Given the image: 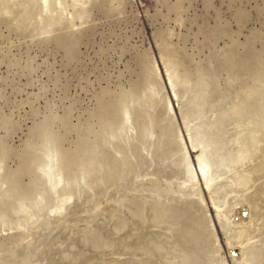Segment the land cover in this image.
I'll list each match as a JSON object with an SVG mask.
<instances>
[{"label":"rangeland","instance_id":"obj_1","mask_svg":"<svg viewBox=\"0 0 264 264\" xmlns=\"http://www.w3.org/2000/svg\"><path fill=\"white\" fill-rule=\"evenodd\" d=\"M4 1L0 264H237L202 181L185 192V158L197 176L202 147L212 173L264 161V0Z\"/></svg>","mask_w":264,"mask_h":264},{"label":"bare ground","instance_id":"obj_2","mask_svg":"<svg viewBox=\"0 0 264 264\" xmlns=\"http://www.w3.org/2000/svg\"><path fill=\"white\" fill-rule=\"evenodd\" d=\"M6 1V0H5ZM4 1V2H5ZM60 1V0H59ZM45 8H46V6H45ZM47 9H49L48 7H47ZM47 11V10H46ZM47 13V12H46ZM47 15V14H46ZM49 17V16H48ZM157 68V67H156ZM158 72V71H157ZM171 79V78H170ZM112 107V106H111ZM111 110V109H110ZM109 112V111H108ZM127 112V111H126ZM255 117V116H254ZM125 120V119H124ZM170 123H172V121H170ZM170 123L169 124H167V125H170ZM166 125V126H167ZM254 125V124H253ZM187 126V125H186ZM170 127H171V125H170ZM167 128V127H166ZM188 129H190V128H188L187 127V130L186 131H188ZM204 129V128H203ZM167 130V129H166ZM191 131V130H190ZM190 131H188V134H189V132ZM193 131V130H192ZM192 131L190 132V134L192 133ZM250 131V130H249ZM256 131V130H255ZM167 132V131H166ZM194 132H195V130H194ZM253 132V131H252ZM198 133V132H197ZM204 133V132H203ZM165 135V134H164ZM193 135V134H192ZM198 135V134H197ZM255 135V134H254ZM163 136V135H162ZM161 136V137H162ZM191 136V135H190ZM195 134H194V136H192L191 138H195ZM152 137V136H151ZM48 139V138H47ZM193 140V139H192ZM191 140V141H192ZM196 141V140H195ZM197 141H199V140H197ZM159 142V141H158ZM200 142V141H199ZM161 143V142H160ZM159 144V143H158ZM161 144H163V143H161ZM201 144V143H200ZM202 145V144H201ZM196 146H197V144H195V142H194V144L192 145V148L194 149V148H196ZM198 146L200 147V145L198 144ZM263 147V146H262ZM203 149L200 151V152H198V154L196 155V157H195V161L197 162V168H198V171L196 170V169H194V170H196L197 171V174H198V176L194 173V171H193V169H192V162H190V160H191V158L190 157H188L187 159L185 158V162H186V165H187V167H186V170H185V172H186V174H187V178L184 180V182L185 183H189L188 184V186H187V190H185V192H186V194L189 192H192V191H194L195 189H197L198 188V183L199 184H201V181H202V185L204 186V188H205V190H206V192L207 193H209V196H210V202H211V204L213 205V208H214V212H215V214L216 215H218V217H219V219H220V222H221V229L224 231V233L223 234H225V245H226V251L227 252H229V255H230V252L231 251H234L235 252V255L234 256H228V255H225L226 257H229L231 260H233V261H235V263L237 262V264H252L253 263V261H257L256 259H258L257 257H259L260 256V254L259 253H257V251L256 252H252L251 254L249 253V251H251V250H249L250 249V244H249V240H250V238H251V234L253 233V232H255L256 234H257V236H259V234L260 235H263V237H264V216L262 215V213H264L263 211H264V208H261V210H263V211H261L262 213H260L258 210H260V208H259V205L257 204L256 205V203H255V199H254V196H258L260 199H261V201H259V203H261L262 204V202L264 203V200H262V199H264V181L262 182V183H260L259 184V186H258V188H257V185H256V189H255V192H253V195H252V193H248V190H249V188H253V186L254 185H251V183L253 182V184H255V182L259 179V178H262V177H264V161H263V159L260 161L259 159L257 160V158H254L253 157V155H252V157L253 158H251V157H249V153H250V151H246V153H242V154H240V156L237 158L236 157V160H233L231 163H229V164H227L225 167L226 168H224L225 170H226V172H216V171H214V173H212L211 172V166H210V163L208 162V160H207V155L205 156V154H207V153H205L204 154V147H202ZM56 149V148H55ZM251 149H253V151H254V148H251ZM56 151V150H55ZM264 151V149H260L259 148V150H257L256 151V154L255 155H257V154H260V153H262ZM242 152H243V150H242ZM240 153V152H239ZM251 154H252V152H251ZM250 154V155H251ZM161 155H163L162 153L160 154V156ZM187 155H189V154H187ZM254 155V156H255ZM261 155V154H260ZM58 156V155H57ZM257 157H258V155H257ZM161 158H162V156H161ZM190 158V159H189ZM263 158H264V154H263ZM193 161V160H192ZM181 163V162H180ZM233 163V164H232ZM1 164V163H0ZM32 164V163H31ZM58 164V163H57ZM193 164H194V162H193ZM159 165V164H158ZM110 166V165H109ZM111 167V166H110ZM109 167V168H110ZM193 167H195V166H193ZM108 168V169H109ZM230 168V169H229ZM224 169H222L223 171H224ZM234 170L233 171V173L231 174V175H227L228 174V171H230V170ZM61 170V169H60ZM138 170V169H137ZM147 170V169H146ZM139 171V170H138ZM145 171V170H144ZM135 171H133V172H131V174L132 173H134ZM154 172H155V169H154ZM232 172V171H231ZM61 173H62V171H61ZM147 173V172H146ZM159 173V172H158ZM50 174V173H49ZM143 174H144V172H143ZM151 174V173H150ZM153 174V173H152ZM186 174L184 175V177L186 176ZM139 175V174H138ZM158 175V174H157ZM169 175V174H168ZM44 176H46V175H44ZM57 176V175H56ZM59 176V175H58ZM141 176V175H140ZM139 176V177H140ZM55 177V176H54ZM60 177V176H59ZM111 177V176H110ZM153 177H155V176H153ZM170 177V176H169ZM180 177H182L181 175H180ZM47 178V177H46ZM45 178V179H46ZM114 178V177H113ZM134 178V177H133ZM144 178V177H143ZM171 178V177H170ZM183 178V177H182ZM48 179V178H47ZM172 179V178H171ZM175 179H176V176H175ZM181 179V178H180ZM184 179V178H183ZM62 180V179H61ZM148 180H150V179H148ZM154 180V179H153ZM55 181V180H54ZM114 181V180H113ZM126 181V180H125ZM136 181V180H135ZM154 181H156V180H154ZM153 181V182H154ZM164 181V180H163ZM166 181V180H165ZM61 182V181H60ZM116 182V181H115ZM118 182V181H117ZM122 182V181H121ZM133 182V181H132ZM148 182H150V181H148ZM151 182H152V180H151ZM150 182V183H151ZM152 182V183H153ZM184 185H182L181 186V188H183V186H185V183L183 182V180L181 181ZM142 183V182H141ZM151 183V185H152V187H154L153 186V184ZM159 183V182H158ZM53 184V183H52ZM145 184V183H144ZM155 184H157V183H155ZM160 184V183H159ZM163 184V183H162ZM169 184V183H168ZM251 185V186H245V185ZM61 185V184H60ZM136 185H137V183H136ZM150 185V184H149ZM150 185V186H151ZM177 185H181V183L180 184H177ZM52 186V185H51ZM131 186V185H130ZM145 186V185H144ZM150 186H148L149 187V190H150V188H151V191H153L154 189L152 188V187H150ZM157 186V185H156ZM222 186H227L228 188H222ZM132 187H134V186H132ZM147 187V186H146ZM148 187L146 188L147 190H148ZM159 187H163V186H159ZM171 187V186H170ZM199 187H201V185L199 186ZM124 188V187H123ZM172 188V187H171ZM221 188H222V190H225V192H227V191H231V192H229V193H227L226 195H225V197L223 198V197H221ZM56 189V188H55ZM127 189V188H126ZM135 189V188H134ZM163 189H164V187H163ZM167 189H168V187H167ZM176 189H177V186H176ZM175 188H174V190H176ZM180 189V188H179ZM200 189L201 188H199V191H200ZM109 190V189H108ZM169 190H170V188H169ZM182 190V189H181ZM227 190V191H226ZM52 191V190H51ZM135 191H136V189H135ZM167 192H169L168 190H166ZM171 191H173V189L171 190ZM180 191V190H179ZM178 191V192H179ZM118 192V191H117ZM162 192V191H161ZM176 192V191H175ZM183 192V191H182ZM223 192V191H222ZM225 192H224V194H225ZM5 193V192H4ZM111 193H112V191H111ZM159 193V192H158ZM171 193H174V191L173 192H171ZM180 193V192H179ZM198 193V192H197ZM144 194V193H143ZM149 194V193H148ZM153 194V193H152ZM151 194V195H152ZM155 194V193H154ZM153 194V195H154ZM181 194H183V193H181ZM194 194V193H193ZM192 194V195H193ZM195 194H196V192H195ZM198 194H200V195H203V193H202V190L200 191V193H198ZM247 194V195H246ZM262 195V198L260 197V195ZM98 195V194H97ZM104 195V194H103ZM106 195V194H105ZM150 195V194H149ZM163 195V194H162ZM176 195H177V192H176ZM188 195V194H187ZM190 195H191V193H190ZM199 195V196H200ZM40 196H42V194L40 195ZM69 196V195H68ZM115 196V195H114ZM117 196H118V194H117ZM122 196H123V194H122ZM168 196V195H167ZM183 195H181L180 196V198L182 197ZM195 196H197V194L196 195H194V197ZM39 197V196H38ZM64 197H66V196H64ZM132 197V196H131ZM158 197V196H157ZM177 197V196H176ZM178 197H179V194H178ZM203 197V196H202ZM236 197L238 198V197H241V201H237V200H235L236 199ZM71 198V197H70ZM69 198V199H70ZM114 198V197H113ZM124 198V197H123ZM134 198V197H133ZM172 198V197H171ZM180 198H176L177 200H179ZM183 198V201H181V200H179V201H181L182 203L184 202V197H182ZM181 198V199H182ZM199 198H201V197H199ZM204 198V197H203ZM67 199V198H66ZM99 199H100V197H99ZM139 199H141V198H139ZM173 199H174V196H173ZM259 199V200H260ZM60 200V199H59ZM59 200H57L58 202H59ZM62 200H63V198H62ZM122 200H124V199H122ZM142 200V199H141ZM155 200H158L157 198L155 199ZM185 200L186 201H189L188 199H186L185 198ZM192 201H193V199H191ZM196 200H197V197H196ZM199 200V199H198ZM29 201V200H28ZM48 201V200H47ZM95 201V200H94ZM105 201H107L106 199H105ZM115 201V200H114ZM118 201V200H117ZM144 201V200H143ZM146 201V200H145ZM179 201H176V203H178ZM200 201H202L203 202V199H201ZM252 201H254V203H252ZM50 202H52V200L50 201ZM56 203V204H59V203ZM64 202H66V201H64ZM102 202H103V200H102ZM167 202V201H166ZM173 202V201H172ZM189 202H191V201H189ZM189 202H187L188 204H189ZM196 202V201H195ZM199 202V201H198ZM53 203V202H52ZM67 203V202H66ZM68 203H70V202H68ZM145 203V202H144ZM147 203V202H146ZM156 203V202H155ZM159 203V202H158ZM173 203H175V202H173ZM173 203H170L169 202V205L170 204H173ZM175 203V204H176ZM192 203H194V202H192ZM197 203V202H196ZM195 203V204H196ZM93 204V203H92ZM109 204V203H108ZM121 204V203H120ZM150 204H152L151 202H150ZM160 204V203H159ZM179 204H181V203H179ZM186 204V203H185ZM191 204V203H190ZM189 204V206H192V205H190ZM198 204V203H197ZM261 204H260V206H261ZM65 205V204H64ZM145 205V204H144ZM158 205V204H157ZM167 205V204H166ZM168 205V206H169ZM187 205V204H186ZM185 205V206H186ZM121 206V205H120ZM142 206V205H141ZM150 206V205H149ZM156 206V205H155ZM161 206H163L162 204H161ZM172 206V205H171ZM175 206V205H174ZM174 206H172V208L174 207ZM180 206V205H179ZM188 206V205H187ZM186 206V207H187ZM188 206V207H189ZM262 206H263V204H262ZM261 206V207H262ZM44 207V206H43ZM42 207V208H43ZM100 207H102V206H100ZM206 207V206H205ZM58 208V207H57ZM113 208V207H112ZM155 208V207H154ZM158 208V207H157ZM160 208H162V207H160ZM160 208H159V212H160ZM166 208V207H165ZM175 208V207H174ZM177 208H178V206H177ZM183 208V207H182ZM38 209V208H37ZM53 209H55V208H53ZM59 209V208H58ZM94 209V208H93ZM97 209V208H96ZM98 209H99V207H98ZM142 209V208H141ZM167 209V208H166ZM170 209V208H169ZM169 209H168V211H169ZM184 209H186L185 207L182 209L183 211H184ZM188 209V208H187ZM196 209V208H195ZM45 210V209H44ZM114 210V209H113ZM112 210V211H113ZM117 210V209H116ZM172 210V209H171ZM191 210V209H190ZM40 211V210H39ZM94 211V210H93ZM111 211V210H110ZM141 211V210H140ZM167 211V214L170 212H168ZM181 211V210H180ZM192 211V210H191ZM202 211V210H201ZM208 211V210H207ZM44 212V211H43ZM54 212V211H53ZM56 212V211H55ZM76 212V211H75ZM96 212V211H95ZM172 212V211H171ZM170 212V213H171ZM176 212V211H175ZM187 212V211H186ZM58 213H59V211H58ZM57 213V214H58ZM64 213V212H63ZM131 213V212H130ZM163 213H165L166 214V212L164 211ZM173 213V212H172ZM31 214H32V212H31ZM42 214V213H41ZM56 214V216H58ZM74 214V213H73ZM72 214V215H73ZM155 214V213H154ZM157 214V213H156ZM174 214V213H173ZM186 214V213H185ZM259 214H261V215H259ZM47 215V214H46ZM49 215V214H48ZM53 215V214H52ZM65 215V214H64ZM90 215V214H89ZM136 215V214H135ZM160 215V214H159ZM184 215V214H183ZM33 215H31V217H32ZM42 216H43V214H42ZM61 216V215H60ZM120 216H122V215H120ZM153 216V215H152ZM158 216V215H157ZM167 216V215H166ZM38 217V216H37ZM44 217V216H43ZM63 217V216H62ZM104 217V216H103ZM102 217V218H103ZM160 217H162V216H160ZM165 217V216H164ZM168 217V216H167ZM182 217V216H181ZM178 218V219H182V218ZM188 217V216H187ZM52 218H54V217H52ZM57 218V217H56ZM101 218V217H100ZM163 218V217H162ZM166 218V217H165ZM164 218V219H165ZM32 219V218H31ZM105 219V218H104ZM155 219H156V217H155ZM154 219V221H156ZM157 219H158V217H157ZM164 219H163V221H164ZM167 219V218H166ZM185 219H187V218H185ZM188 219H190L189 217H188ZM50 220H51V218H50ZM77 220V219H76ZM144 220V219H143ZM160 220H162V219H160ZM171 220V219H170ZM191 220H192V218H191ZM62 221V220H61ZM86 221H89V220H86ZM140 221V220H139ZM138 221V222H139ZM158 221L159 220H157V223H158ZM182 221H184V220H182ZM181 221V222H182ZM85 222V221H84ZM102 222V221H101ZM187 222V221H186ZM208 222V221H207ZM9 223V222H8ZM13 223V222H12ZM45 223L46 222H44V226H45ZM48 223V226H49V222H47ZM98 223V222H97ZM121 223H123L122 221H121ZM126 223V222H125ZM167 223V222H166ZM170 223V222H169ZM169 223H167V224H169ZM175 223V222H174ZM190 223V222H189ZM19 224V223H18ZM139 224H141V223H139ZM194 224V223H193ZM21 225V224H20ZM24 225V224H23ZM28 225V224H27ZM80 225V224H79ZM85 225V224H84ZM89 225V224H88ZM88 225H86V226H88ZM116 225V224H115ZM118 225H119V223H118ZM127 225V224H126ZM129 225V224H128ZM134 225V224H133ZM163 225V224H162ZM185 224H181V227L183 228V226H184ZM186 225H189V224H186ZM185 225V226H186ZM208 225V224H207ZM10 226H12V225H10ZM16 226V225H15ZM52 225H50V227H51ZM170 226V225H169ZM172 226V225H171ZM185 226H184V228H185ZM192 226V225H191ZM191 226H190V228H191ZM39 228H40V226H38ZM37 227V228H38ZM55 227H57V226H55ZM58 227H59V225H58ZM61 227V226H60ZM91 227V226H90ZM119 227V226H118ZM123 227V226H122ZM135 227H136V225H135ZM150 227H153V226H150L149 225V228ZM180 227V226H179ZM178 227V228H179ZM22 228H24V226L22 227ZM22 228H20V229H22ZM27 228V227H26ZM43 228V227H42ZM44 228H48L47 226H45ZM83 228V227H82ZM94 228V227H93ZM96 228V227H95ZM127 228V227H126ZM129 228V227H128ZM153 228H155V227H153ZM162 228V227H161ZM164 228V227H163ZM177 228V229H178ZM181 228V229H182ZM192 228H193V226H192ZM12 229V228H11ZM14 229V228H13ZM49 229V228H48ZM115 229V228H114ZM119 229V228H118ZM132 229V228H131ZM140 229V228H139ZM152 228H150V230H151ZM171 229V228H170ZM180 229V228H179ZM194 229V228H193ZM196 229V228H195ZM26 230V229H25ZM31 230V229H30ZM29 230V231H30ZM33 230H35V228L33 229ZM37 230V229H36ZM38 230H40V229H38ZM53 230H54V228H53ZM98 230V229H97ZM149 230V229H148ZM165 230V229H164ZM175 230H176V228H175ZM186 230V229H185ZM15 231H16V229H15ZM87 231V230H86ZM85 231V232H86ZM152 231V230H151ZM191 231V230H190ZM0 232H1V230H0ZM27 232V231H26ZM25 232V233H26ZM45 232V231H44ZM50 232V231H49ZM54 232V231H53ZM57 232V231H56ZM84 232V233H85ZM89 232V231H88ZM100 232V231H99ZM99 232H98V234L97 235H99ZM103 232V231H102ZM116 232V231H115ZM122 232V231H121ZM134 232V231H133ZM182 232V231H181ZM180 232V233H181ZM233 232V233H232ZM24 233V236H27V234H25ZM35 233V232H34ZM39 233V232H38ZM40 233H41V231H40ZM101 233V232H100ZM125 233V232H124ZM123 233V234H124ZM139 232L137 231V234H138ZM158 233H160V232H158ZM192 233V232H191ZM205 233V232H204ZM207 233V232H206ZM209 233V232H208ZM77 234V233H76ZM78 234H81V232L80 233H78ZM109 234V233H108ZM173 234V233H172ZM184 234H185V232H184ZM190 234V233H189ZM202 234V233H201ZM254 234V233H253ZM22 235V234H21ZM51 235V234H50ZM86 235V234H85ZM122 235V234H121ZM133 235V234H132ZM135 235V234H134ZM143 235H145V234H142V236ZM158 235V234H157ZM175 235H176V233H175ZM179 235V234H178ZM203 235V234H202ZM40 236V235H39ZM46 236V235H45ZM52 236V235H51ZM74 236V235H73ZM109 236V235H108ZM146 236V235H145ZM147 236H148V234H147ZM180 236V235H179ZM254 236H256V235H253L252 237H254ZM16 237V236H15ZM18 237H20V235L18 236ZM82 237V236H81ZM22 238V237H21ZM41 238V237H40ZM42 238H43V236H42ZM122 238H123V236H122ZM128 238H130V237H128ZM139 238V237H138ZM141 238V237H140ZM139 238V239H140ZM156 238V237H155ZM159 238V237H158ZM18 239V238H17ZM86 239H89V238H86ZM85 239V240H86ZM98 239H100V238H98ZM101 239H103V238H101ZM105 239V238H104ZM139 239H137V240H139ZM142 239V238H141ZM146 239V238H145ZM151 239V238H150ZM161 239H163V238H161ZM165 239V238H164ZM163 239V240H164ZM179 242H181V238L179 237ZM33 240V239H32ZM55 240V239H54ZM62 240V239H61ZM81 240V239H80ZM128 240V239H127ZM126 240V241H127ZM143 240V239H142ZM142 240H140V241H142ZM147 240V239H146ZM149 240V239H148ZM166 240V239H165ZM168 240V239H167ZM178 240V239H177ZM39 241H41L40 239H39ZM56 241V240H55ZM83 241V240H82ZM100 241H103V240H100ZM117 241V240H116ZM125 241V240H124ZM128 241H130V240H128ZM153 241H156L155 239L153 240ZM169 241V240H168ZM259 241H261V240H259ZM33 242V241H32ZM54 242V241H53ZM107 242V241H106ZM113 242V241H112ZM157 242V241H156ZM161 242H162V240H161ZM165 242H167V241H165ZM169 242H171V241H169ZM168 242V243H169ZM178 242V243H179ZM40 243V242H39ZM62 243V242H61ZM102 243V242H101ZM135 243V242H134ZM137 243V242H136ZM155 243V242H154ZM158 243V242H157ZM177 243V242H176ZM182 243V242H181ZM259 243V242H258ZM35 244V243H34ZM86 244V243H85ZM89 244V243H88ZM94 244H96V243H94ZM108 244V248H109V243H107ZM161 244V243H160ZM164 244V243H163ZM172 244V243H171ZM175 244V243H174ZM180 244V243H179ZM185 244V243H184ZM206 244V243H205ZM24 246H25V244H23ZM92 245V244H91ZM101 245V244H100ZM170 245V244H169ZM204 245V244H203ZM38 246H39V244H38ZM61 247L62 246H64V244L63 245H60ZM106 246V245H105ZM165 246L166 245H164V249H167V248H165ZM170 246H172V245H170ZM181 246H182V244H181ZM252 246V248H254L253 246L254 245H251ZM54 247V246H53ZM110 247H111V244H110ZM144 247V246H143ZM148 247V246H147ZM175 247V246H174ZM193 247V246H192ZM192 247H190L191 249H192ZM205 247V249L207 248L206 247V245L204 246ZM209 247H211V246H209ZM220 247V246H219ZM260 247H262L261 246V244H260ZM24 248V247H23ZM42 248V247H41ZM84 248V247H83ZM91 248V247H90ZM123 248V247H122ZM183 248H184V246H183ZM194 248V247H193ZM251 248V249H252ZM263 248V247H262ZM52 249V248H51ZM69 249V248H68ZM129 249V248H128ZM144 249H146V247H144ZM169 249V248H168ZM185 249L186 248H184V249H182L181 251H182V253H185L184 251H185ZM191 249H189V250H191ZM219 249V248H218ZM255 249H256V247H255ZM254 249V250H255ZM31 250V249H30ZM33 251H34V249H32ZM40 249H38V251H39ZM60 250H62V249H60ZM85 250V249H84ZM89 250V249H88ZM106 250H107V248H106ZM119 250V249H118ZM141 250V249H140ZM151 250V249H150ZM153 250V249H152ZM187 250V249H186ZM188 250V251H189ZM262 250V249H261ZM37 251V250H36ZM62 251H64V250H62ZM72 251V250H71ZM93 251V250H92ZM94 251H96V250H94ZM98 251H100V250H98ZM102 251V250H101ZM108 251V250H107ZM129 251V250H128ZM177 251V250H176ZM180 251V250H179ZM187 251V252H188ZM214 251V250H213ZM225 251V252H226ZM22 252V251H21ZM29 252V251H28ZM55 252V251H54ZM67 252V251H66ZM82 252H84L83 250H82ZM82 252H81V254H82ZM97 252V251H96ZM120 252V251H119ZM138 252H139V250H138ZM208 252V251H207ZM264 252V251H263ZM70 253V252H69ZM74 253V252H73ZM115 253V252H114ZM117 253V252H116ZM143 253V252H142ZM154 253L155 252H153V255H154ZM169 253V252H168ZM192 253V252H191ZM218 253H220V251L218 252ZM113 254V253H112ZM119 254V253H118ZM128 254V253H127ZM145 254V253H144ZM158 254V253H157ZM160 254V253H159ZM161 254H162V252H161ZM188 254H189V252H188ZM90 255V254H89ZM117 255V254H116ZM132 255H134V254H132ZM146 255V254H145ZM152 255V254H151ZM150 255V256H151ZM173 255V254H172ZM180 255V254H179ZM186 255H187V253H186ZM195 255H196V253H195ZM203 255V254H202ZM212 255V254H211ZM219 255V254H218ZM262 255V254H261ZM150 256H148V257H150ZM158 256V255H157ZM182 256V255H181ZM199 256V255H198ZM204 256V255H203ZM263 256V255H262ZM50 257V256H49ZM53 257V256H52ZM55 257V256H54ZM109 257V256H108ZM117 257V256H116ZM193 257V256H192ZM191 257V258H192ZM201 257V256H200ZM219 257V256H218ZM72 258V257H71ZM155 258V257H154ZM168 258V257H167ZM33 259V258H32ZM66 259V258H65ZM198 259V258H197ZM20 260V259H19ZM191 260V259H190ZM221 260H222V258H221ZM263 260H264V258H263ZM43 261V260H42ZM124 261V260H123ZM195 261H198V260H195ZM194 260H193V262H195ZM21 262V261H20ZM19 262V263H20ZM50 262V261H49ZM70 262V261H69ZM77 262V261H76ZM127 262V261H126ZM135 262H137V261H135ZM134 262V263H135ZM148 262V261H147ZM222 262V261H221ZM258 262L259 263H256V264H264V262L262 261V259H258ZM48 263V262H47ZM141 263V262H140ZM151 263H153V262H151ZM18 264V263H17ZM23 264V263H22ZM25 264V263H24ZM31 264V263H30ZM68 264V263H67ZM139 264V263H138ZM141 264H143V263H141ZM184 264V263H183ZM219 264V263H218ZM220 264H222V263H220ZM224 264H226L225 262H224Z\"/></svg>","mask_w":264,"mask_h":264},{"label":"water","instance_id":"obj_3","mask_svg":"<svg viewBox=\"0 0 264 264\" xmlns=\"http://www.w3.org/2000/svg\"><path fill=\"white\" fill-rule=\"evenodd\" d=\"M230 255H231V256H234V255H235V252H234V251H231V252H230Z\"/></svg>","mask_w":264,"mask_h":264}]
</instances>
